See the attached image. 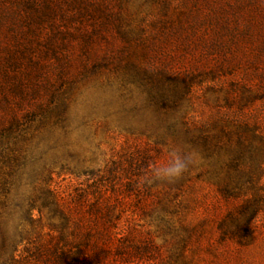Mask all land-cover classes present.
Instances as JSON below:
<instances>
[{
	"label": "rangeland",
	"instance_id": "1",
	"mask_svg": "<svg viewBox=\"0 0 264 264\" xmlns=\"http://www.w3.org/2000/svg\"><path fill=\"white\" fill-rule=\"evenodd\" d=\"M29 1L0 6L39 111L0 136L12 242L51 177L123 197L109 264H264V0ZM174 154L187 169L158 176Z\"/></svg>",
	"mask_w": 264,
	"mask_h": 264
},
{
	"label": "trees",
	"instance_id": "2",
	"mask_svg": "<svg viewBox=\"0 0 264 264\" xmlns=\"http://www.w3.org/2000/svg\"><path fill=\"white\" fill-rule=\"evenodd\" d=\"M17 2L18 7L31 5L29 0ZM4 9L6 6H1V10ZM48 46L50 48L51 43ZM28 61L25 48L0 58V136L20 128L23 119L33 122L34 115L37 117L35 112H39H26V100L32 95L27 92V70L21 65L22 62L28 65ZM38 106L41 111L42 106ZM7 118V125H4ZM15 159L13 156L10 160ZM52 183L53 179L47 178L39 196L25 208L27 224L24 226H30L31 232L20 241L12 242L9 227H6L9 220L0 223V258L8 255L11 249L3 264H109L114 258H121L128 250L115 242L119 215L124 213L116 207L123 197L115 193L108 195L106 186L94 184L65 195L53 188ZM37 201L40 205L35 204ZM7 203L4 197L1 204L6 207ZM35 211H38L37 218H34ZM44 220L47 223L42 224Z\"/></svg>",
	"mask_w": 264,
	"mask_h": 264
},
{
	"label": "clouds",
	"instance_id": "3",
	"mask_svg": "<svg viewBox=\"0 0 264 264\" xmlns=\"http://www.w3.org/2000/svg\"><path fill=\"white\" fill-rule=\"evenodd\" d=\"M189 163H191L190 158L188 157H180L178 155L173 156L170 160L169 164L157 171L158 176H162L166 179H174L179 177L188 167Z\"/></svg>",
	"mask_w": 264,
	"mask_h": 264
}]
</instances>
